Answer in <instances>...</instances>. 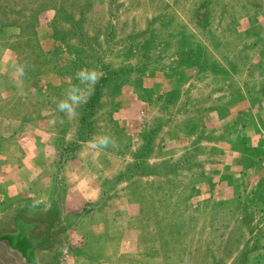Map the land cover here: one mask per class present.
<instances>
[{
  "label": "rangeland",
  "instance_id": "374dc122",
  "mask_svg": "<svg viewBox=\"0 0 264 264\" xmlns=\"http://www.w3.org/2000/svg\"><path fill=\"white\" fill-rule=\"evenodd\" d=\"M239 90L264 103V0H0V223L63 183L90 201L82 264L125 254L127 230L142 264H264V193L229 199L219 166L264 168V132L210 117Z\"/></svg>",
  "mask_w": 264,
  "mask_h": 264
},
{
  "label": "crops",
  "instance_id": "0c3cea01",
  "mask_svg": "<svg viewBox=\"0 0 264 264\" xmlns=\"http://www.w3.org/2000/svg\"><path fill=\"white\" fill-rule=\"evenodd\" d=\"M236 102L237 103L235 106L214 112L210 114V117L213 118V121H215V123L219 124L221 122L230 123L239 119L244 124H246V127L242 126V129L247 135L259 134L261 136V133L264 132V103L253 96V94H250L248 90H242ZM253 145L254 144L252 143V137L248 136V140H246L245 142L246 148L251 149L253 148ZM237 156V159L233 158L237 163L234 169H232L231 167H225L224 165H222V163H217L221 168V181L224 183V185L236 184L235 188L237 192L234 191L233 188H230L227 192L229 193V199H232L235 196L237 198L240 197L238 193V182L241 185V188L257 186L260 187V192L264 193L263 166L260 163H256L257 159H246L245 157H241V153H238ZM224 158L226 157L220 158V161L222 162ZM67 168L68 165H66V169ZM231 169L232 171L237 172H233V174L231 175ZM227 171H229V174H226ZM64 177H66V175H64ZM68 177L69 176H67L66 178L67 184L69 183ZM81 178L82 175L79 176L78 181H81ZM241 178H244V180H241ZM240 180L242 182H240ZM210 182H212V180ZM61 185L63 186V188H61L60 194L56 196V200L58 201L60 225L63 228L64 243L66 244V247L64 248L62 254V258L66 257L67 261L62 264H82L80 262H82L81 260L86 257V248L84 244L80 243V237L82 236L81 233H83L81 227L84 220L89 215V213H84V208L90 201L82 199L81 196L76 193L77 189L75 187L65 186L63 185V183ZM48 199H50V197ZM34 207L40 208V205ZM127 232L128 230L124 234L126 248L123 251L125 254L116 253L117 255H115L113 258H110L108 260L104 259L100 264H142V262H139L138 260H133L135 256H132V254H129L127 252L128 246L131 245V243L128 242L129 240L126 236Z\"/></svg>",
  "mask_w": 264,
  "mask_h": 264
},
{
  "label": "water",
  "instance_id": "95a60500",
  "mask_svg": "<svg viewBox=\"0 0 264 264\" xmlns=\"http://www.w3.org/2000/svg\"><path fill=\"white\" fill-rule=\"evenodd\" d=\"M62 186V185H61ZM34 215L18 209L7 222L0 223V264H62L64 243L58 201L52 197L48 208H34ZM34 228L37 237L25 232ZM58 260V261H57Z\"/></svg>",
  "mask_w": 264,
  "mask_h": 264
},
{
  "label": "clouds",
  "instance_id": "9594fccd",
  "mask_svg": "<svg viewBox=\"0 0 264 264\" xmlns=\"http://www.w3.org/2000/svg\"><path fill=\"white\" fill-rule=\"evenodd\" d=\"M101 74L97 69H87L86 71H81L77 73V79L83 85L81 90V85L71 86L64 99L58 102V110L61 112H67L71 114L74 111L73 104L80 105L85 102L88 95L94 90L96 83L100 80ZM94 143L100 147H107L109 144L114 143L110 136H103Z\"/></svg>",
  "mask_w": 264,
  "mask_h": 264
},
{
  "label": "flooded vegetation",
  "instance_id": "af4514ba",
  "mask_svg": "<svg viewBox=\"0 0 264 264\" xmlns=\"http://www.w3.org/2000/svg\"><path fill=\"white\" fill-rule=\"evenodd\" d=\"M25 234H27V236H29V238L35 239L37 237L36 232L34 230V228H29Z\"/></svg>",
  "mask_w": 264,
  "mask_h": 264
},
{
  "label": "trees",
  "instance_id": "16d2710c",
  "mask_svg": "<svg viewBox=\"0 0 264 264\" xmlns=\"http://www.w3.org/2000/svg\"><path fill=\"white\" fill-rule=\"evenodd\" d=\"M239 91H241V90H239ZM235 100H236V99H235ZM82 119L85 120V119H86V116L84 115Z\"/></svg>",
  "mask_w": 264,
  "mask_h": 264
}]
</instances>
